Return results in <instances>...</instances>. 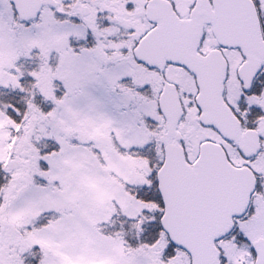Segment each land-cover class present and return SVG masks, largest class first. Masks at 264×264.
<instances>
[{
  "label": "snow or ice",
  "instance_id": "6c2138e0",
  "mask_svg": "<svg viewBox=\"0 0 264 264\" xmlns=\"http://www.w3.org/2000/svg\"><path fill=\"white\" fill-rule=\"evenodd\" d=\"M0 264H264V0H0Z\"/></svg>",
  "mask_w": 264,
  "mask_h": 264
}]
</instances>
